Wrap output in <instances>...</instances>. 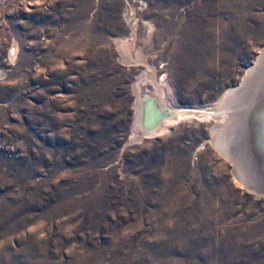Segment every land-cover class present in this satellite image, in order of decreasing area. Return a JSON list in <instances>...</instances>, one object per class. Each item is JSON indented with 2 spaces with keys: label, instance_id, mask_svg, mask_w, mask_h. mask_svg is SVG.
<instances>
[{
  "label": "rangeland",
  "instance_id": "rangeland-1",
  "mask_svg": "<svg viewBox=\"0 0 264 264\" xmlns=\"http://www.w3.org/2000/svg\"><path fill=\"white\" fill-rule=\"evenodd\" d=\"M262 50L264 0H0V264H264V196L212 145L231 119L192 116Z\"/></svg>",
  "mask_w": 264,
  "mask_h": 264
},
{
  "label": "water",
  "instance_id": "water-1",
  "mask_svg": "<svg viewBox=\"0 0 264 264\" xmlns=\"http://www.w3.org/2000/svg\"><path fill=\"white\" fill-rule=\"evenodd\" d=\"M261 52L252 69L259 68L261 62L264 61V53ZM247 89L248 87L239 94V100L235 106L228 107L224 112L213 111L212 109H207L205 112L211 113L215 118L226 116L231 119L227 122L228 129L226 125L212 128V145L220 155L233 165V175L245 189L264 196V105H260L262 103L260 98L262 97L246 100ZM225 94L222 101L227 95H230ZM253 106H258L262 110L258 112V107L256 109ZM235 122L238 126L236 131L239 133V141L234 138H218V132L221 129H223L222 133L226 134ZM238 149L241 155L236 152ZM245 157H248L249 163L245 161Z\"/></svg>",
  "mask_w": 264,
  "mask_h": 264
},
{
  "label": "bare ground",
  "instance_id": "bare-ground-1",
  "mask_svg": "<svg viewBox=\"0 0 264 264\" xmlns=\"http://www.w3.org/2000/svg\"><path fill=\"white\" fill-rule=\"evenodd\" d=\"M134 25V24H133ZM134 28V27H133ZM135 30V29H134ZM120 43V42H119ZM126 43H124V45H125ZM121 45V44H120ZM128 46V45H127ZM124 50L126 49L123 45L121 46ZM121 48V50H122V55H123V58H125V55L127 54L126 52V54L124 53V51H123V49ZM12 52V51H11ZM13 53V52H12ZM15 53V52H14ZM262 53H264V51L262 52ZM13 55V54H12ZM11 56V55H10ZM127 57V56H126ZM122 58V57H121ZM141 59V58H140ZM128 60H129V58H128ZM127 62V61H126ZM261 64H262V67L264 66V61L263 62H261ZM260 64V65H261ZM261 67V66H260ZM259 69V68H258ZM264 68H260L259 70H257V71H262ZM256 69L255 68H253V69H251L250 70V75L248 74V72H247V74H248V76L247 75H245V76H247L246 77V79L244 80V82H243V84H240V86L239 87H236V88H233V89H230V90H228L226 93L227 94H230V95H227L226 96V98L221 102V103H223V106H226V108H228V107H231L232 106V103L236 100V102H238V100H239V94L240 93H242L243 91H244V89L245 88H247L248 87V89H247V93L248 94H251L252 96H250L251 98H249V99H253V98H260V97H262V98H260V101H262V103L260 104L261 106L262 105H264V79H262V80H260V81H255V79L254 80H251V77H253L254 76V71H255ZM264 71V70H263ZM257 73V72H256ZM262 73V72H261ZM263 76V75H262ZM261 76V77H262ZM253 79V78H252ZM261 79V78H260ZM254 81V82H253ZM158 86V85H157ZM162 88V87H161ZM160 90V89H159ZM159 93H160V91H158ZM151 94V93H150ZM226 95V94H225ZM144 97H146L145 99H142V100H137V105L135 106V110H136V116H139L140 117V120H141V122H139L138 120H135V124H137V125H139V123L141 124L142 122H145V121H148L149 122V127H147V129L145 130V131H147V132H145L144 134L146 135H149L150 133L151 134H156L158 131L159 132H162V131H164L165 129H166V127L164 126V127H162V129H160L159 128V130L157 131V129H158V124L159 123H161L162 122V120H164V118H166L167 119V116L166 115H164V113H166V111H164L162 108H168V106L167 107H165V105L164 104H160L161 105V107H159L158 106V104H156L155 102L153 103L152 102V98H150L149 96H144ZM155 97V96H154ZM246 97V96H245ZM222 99H223V96H222ZM246 100H248V99H246ZM220 103V104H221ZM254 108L256 107V109H257V107L258 106H253ZM214 108H217V107H214ZM168 109H170V108H168ZM223 109V108H222ZM162 110V111H161ZM220 110V109H219ZM262 109L260 108V107H258V112H260ZM214 111V110H213ZM172 113V112H171ZM189 113H191V112H189ZM152 116V120H148V119H146V118H149L150 116ZM208 115H212L211 113H208L207 111L205 112V109L204 110H199V111H196V112H192V116H198V117H204V116H208ZM180 116H181V114H180ZM180 116H178V117H180ZM136 118V117H135ZM176 118V117H175ZM137 119V118H136ZM228 119V118H227ZM169 120V119H168ZM172 120V119H171ZM219 120H220V117H219ZM222 120V119H221ZM229 120V119H228ZM170 121V120H169ZM167 122V123H165L166 125H170L171 124V122ZM230 121V120H229ZM227 122V121H226ZM146 123V122H145ZM225 120H224V122H220V123H217L218 125L217 126H220V127H223L225 124H227V123H225ZM224 124V125H223ZM227 127V126H226ZM222 131V130H221ZM218 134H219V132H218ZM221 134V133H220ZM219 134V135H220ZM225 135V134H224ZM226 136V135H225ZM133 138V137H132Z\"/></svg>",
  "mask_w": 264,
  "mask_h": 264
}]
</instances>
